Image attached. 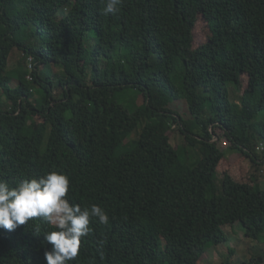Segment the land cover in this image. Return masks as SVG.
I'll use <instances>...</instances> for the list:
<instances>
[{"label":"trees","instance_id":"trees-1","mask_svg":"<svg viewBox=\"0 0 264 264\" xmlns=\"http://www.w3.org/2000/svg\"><path fill=\"white\" fill-rule=\"evenodd\" d=\"M105 5L0 0V181L58 170L70 203L106 211L68 264H200L235 223L261 239L264 0H122L107 15ZM200 19L211 38L195 46ZM53 65L64 70L61 91ZM128 88L143 96L133 111L115 99ZM174 127L186 145L200 143L195 166L171 143ZM223 137L239 167L213 140ZM54 230L41 217L0 229V264H46ZM239 264H264V251Z\"/></svg>","mask_w":264,"mask_h":264},{"label":"clouds","instance_id":"clouds-1","mask_svg":"<svg viewBox=\"0 0 264 264\" xmlns=\"http://www.w3.org/2000/svg\"><path fill=\"white\" fill-rule=\"evenodd\" d=\"M122 0H106L104 14L118 11ZM69 177L58 170L22 180L15 186L0 181V229L14 231L29 220L41 217L56 230L44 234L52 246L44 253L46 264H68L78 256L81 238L89 233L92 218L109 221L106 211L92 204L83 209L67 199ZM38 231V230H37Z\"/></svg>","mask_w":264,"mask_h":264},{"label":"rangeland","instance_id":"rangeland-1","mask_svg":"<svg viewBox=\"0 0 264 264\" xmlns=\"http://www.w3.org/2000/svg\"><path fill=\"white\" fill-rule=\"evenodd\" d=\"M94 33V32H93ZM195 46H197L200 43H203L205 41H208L211 38V31L208 27L207 22L204 19H200L198 21V25L195 29ZM91 44L93 45V41L91 40ZM87 46H90V42L86 43ZM91 45V47H92ZM15 55H18L17 49L15 50V54H12L9 60V68L14 69L16 67V59ZM18 60V58H17ZM45 67V66H44ZM49 70H53L58 75L55 79V88L56 91H61V87L59 85L58 77L64 74V70L62 67L53 65L49 68ZM247 76L243 77V86L241 90L243 91L247 86ZM230 91L232 90V98L234 100L238 99L237 92L235 94V90L237 91V86L234 83L228 84ZM37 90L39 89L38 86H36ZM115 99L117 101H120L122 104H124L126 107H128L131 111H133L136 107L140 106L143 103V96L141 93H138L137 91L134 92L131 90V88L125 89L124 92H121L119 94H116ZM174 106L178 108L181 112V114L185 117L186 120H190L191 117L188 114V108L187 104L184 101L175 102ZM260 118L264 119V113L261 114ZM142 129V124L138 126V128L132 133L130 136V139L138 138L140 131ZM178 127H174L172 132L170 133L171 137V143L174 146H177L182 153L183 159L191 166H195V163L202 157L199 149V144L196 143L193 146L186 145V140L183 134L178 130ZM46 140L49 135V130L46 133ZM218 143L222 149H224L226 152L227 149L230 146V141L223 137L218 138ZM264 144V143H263ZM259 146V145H258ZM259 152H262L258 150ZM229 154V152H228ZM230 157H232V161L234 163H237L236 166L239 167V156L237 153L229 154ZM235 156L237 158H235ZM243 167V166H242ZM264 167V165H262ZM264 169V168H263ZM237 168H235V171ZM240 169L237 170L239 172ZM242 171V170H241ZM263 173V174H262ZM224 173L220 172L218 174L217 182L220 186V191L222 189V180H223ZM264 177V172H260V175ZM256 176V175H255ZM260 187H264V182L260 180L259 182ZM226 231L228 232L230 239L226 244L220 245V246H211L208 249L207 256L201 261L200 264H224L225 261H230L231 264H239L245 260H249L254 256L261 255L264 251V234L261 239L256 240L252 239L251 237H248L245 234L244 226L241 223H235L233 225L226 226ZM230 248L234 250V253L231 254Z\"/></svg>","mask_w":264,"mask_h":264},{"label":"built area","instance_id":"built-area-1","mask_svg":"<svg viewBox=\"0 0 264 264\" xmlns=\"http://www.w3.org/2000/svg\"><path fill=\"white\" fill-rule=\"evenodd\" d=\"M217 139H218V138H214L213 140H217ZM257 149L263 152V151H264V144L261 143L260 146H258ZM261 172H264V169H261Z\"/></svg>","mask_w":264,"mask_h":264},{"label":"crops","instance_id":"crops-1","mask_svg":"<svg viewBox=\"0 0 264 264\" xmlns=\"http://www.w3.org/2000/svg\"><path fill=\"white\" fill-rule=\"evenodd\" d=\"M258 148V147H257ZM264 167H262V169H263ZM263 174V173H262ZM263 175H261V176H259V182H260V180H262L263 182H264V177H262Z\"/></svg>","mask_w":264,"mask_h":264}]
</instances>
